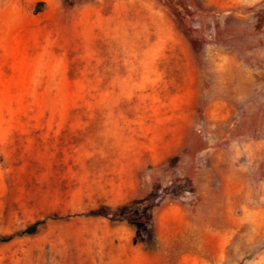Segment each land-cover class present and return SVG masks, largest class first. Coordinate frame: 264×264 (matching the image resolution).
<instances>
[{"label": "rangeland", "instance_id": "rangeland-1", "mask_svg": "<svg viewBox=\"0 0 264 264\" xmlns=\"http://www.w3.org/2000/svg\"><path fill=\"white\" fill-rule=\"evenodd\" d=\"M169 3L0 0V264H264V0Z\"/></svg>", "mask_w": 264, "mask_h": 264}, {"label": "trees", "instance_id": "trees-1", "mask_svg": "<svg viewBox=\"0 0 264 264\" xmlns=\"http://www.w3.org/2000/svg\"><path fill=\"white\" fill-rule=\"evenodd\" d=\"M169 5L171 8H173L174 11H177V15L181 18V15L184 14V11L180 4V0H170ZM88 214L92 216L104 215L102 210L90 211ZM114 215H116V213ZM45 221V219L36 220L26 225V227H24L23 229L13 232L12 234L0 235V243L7 242L15 237L35 234L39 230V228L45 223Z\"/></svg>", "mask_w": 264, "mask_h": 264}]
</instances>
